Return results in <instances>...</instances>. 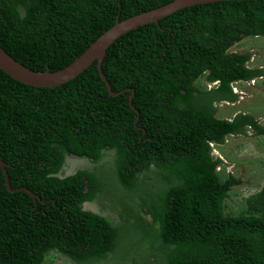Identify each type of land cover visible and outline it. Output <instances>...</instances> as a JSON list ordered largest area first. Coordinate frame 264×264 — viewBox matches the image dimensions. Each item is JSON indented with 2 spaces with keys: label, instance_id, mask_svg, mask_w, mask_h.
I'll list each match as a JSON object with an SVG mask.
<instances>
[{
  "label": "trees",
  "instance_id": "1",
  "mask_svg": "<svg viewBox=\"0 0 264 264\" xmlns=\"http://www.w3.org/2000/svg\"><path fill=\"white\" fill-rule=\"evenodd\" d=\"M171 1L0 0V47L32 71L55 72L117 18ZM256 36L264 0L195 5L133 29L101 65L118 96L95 62L54 88L0 70V160L11 189L37 196L10 192L0 169V264H46L53 252L74 264H264V185L227 212L241 180L220 170L211 147L245 127L264 136L251 115L222 119L213 106L236 101L232 84L264 75L247 67L249 53L230 51ZM203 76L213 89L196 86ZM69 155L91 167L63 177ZM96 199L116 225L84 209Z\"/></svg>",
  "mask_w": 264,
  "mask_h": 264
},
{
  "label": "rangeland",
  "instance_id": "2",
  "mask_svg": "<svg viewBox=\"0 0 264 264\" xmlns=\"http://www.w3.org/2000/svg\"><path fill=\"white\" fill-rule=\"evenodd\" d=\"M230 51L249 53L247 63L249 68H263L264 70V37H246L236 43ZM196 86L204 91L215 87V83H208L205 77H200ZM238 90L242 93L234 103L224 100L217 101L215 116L222 119H232L238 113L251 115L264 128V75L249 82L238 83ZM213 155L220 156L222 164L220 170L241 180V183L231 188L226 199L227 212L238 214L244 210L245 199L259 192L264 185V136H257L246 128L240 135H228L222 145L214 146ZM70 158L64 174L74 173L78 169L90 168L91 165L83 159ZM70 164V165H69ZM219 170V168L217 169ZM153 176L152 173H149ZM103 205L105 208H103ZM85 210L102 215L112 225L118 223L117 213L109 208V204L94 200L84 205ZM145 217V216H144ZM146 221V220H145ZM147 225V224H146ZM152 223L150 224L151 227ZM46 264H74L53 252L45 257Z\"/></svg>",
  "mask_w": 264,
  "mask_h": 264
},
{
  "label": "water",
  "instance_id": "3",
  "mask_svg": "<svg viewBox=\"0 0 264 264\" xmlns=\"http://www.w3.org/2000/svg\"><path fill=\"white\" fill-rule=\"evenodd\" d=\"M220 1L234 0H172L171 2L158 8L136 14L122 21H119V19L117 18L115 24L111 28L106 30L103 34H101L79 57H77L67 67L55 72H51L48 68H46L44 72L32 71L22 65L20 62L16 61L0 47V70H2L5 74L18 81L19 83L36 88H54L76 78L79 74H81L95 62L97 72L104 82L108 94L110 96H118L124 91L113 92L101 68L102 61L106 55V50L111 44H113L125 33L143 25L158 23L160 19L178 10L195 5ZM130 92L131 95L129 96L128 102L131 106V101L134 93L132 90H130ZM131 108L133 107L131 106ZM137 120L138 116L136 118V121ZM0 169L5 176V185L10 192L25 191L28 192L34 199L37 198V196L31 193L27 188H10L8 174L5 169V163L2 160H0ZM144 219L146 220L147 226H150L151 217L149 215H146Z\"/></svg>",
  "mask_w": 264,
  "mask_h": 264
},
{
  "label": "clouds",
  "instance_id": "4",
  "mask_svg": "<svg viewBox=\"0 0 264 264\" xmlns=\"http://www.w3.org/2000/svg\"><path fill=\"white\" fill-rule=\"evenodd\" d=\"M252 80H254V79H252ZM250 81V80H249ZM249 81H246V82H249ZM209 83V82H208ZM238 83H243V82H238ZM237 82L236 83H234V84H232L231 86H232V92H233V94H235L236 96H237V98H240V96L239 95H241V91L240 90H238L237 88H238V86H237V84H238ZM215 85H216V83H215ZM225 102H228V103H234V102H229V101H227V100H224ZM216 104V102H214V104H213V106ZM216 107V106H215ZM239 114V113H238ZM237 115V114H236ZM235 115V116H236ZM229 120H231V119H229ZM244 129H246V127L244 128ZM250 129V128H249ZM238 135H240V134H238ZM211 147H212V154H213V144H211ZM217 157H219L220 159H221V157L220 156H217ZM222 160V159H221ZM85 204H87V203H85ZM84 204V205H85Z\"/></svg>",
  "mask_w": 264,
  "mask_h": 264
},
{
  "label": "flooded vegetation",
  "instance_id": "5",
  "mask_svg": "<svg viewBox=\"0 0 264 264\" xmlns=\"http://www.w3.org/2000/svg\"><path fill=\"white\" fill-rule=\"evenodd\" d=\"M70 158H76V159H74V160H77L78 157H74V156H72V155L67 156L66 159H65V166L63 167L64 170H65L66 165H67V163L69 162V159H70ZM102 158H104L103 160H105V158H109V157H108V152H105V153L103 154V157H102ZM78 159H80V158H78ZM83 160H85V159H83ZM85 161L88 162V163L91 165V161H90V160H87V159H86ZM69 163H70V162H69ZM70 164H71V163H70ZM70 164H69V165H70ZM64 173H65V172H64ZM64 173H63V177H64V176H68V175H70V174H64ZM71 174H72V173H71Z\"/></svg>",
  "mask_w": 264,
  "mask_h": 264
}]
</instances>
